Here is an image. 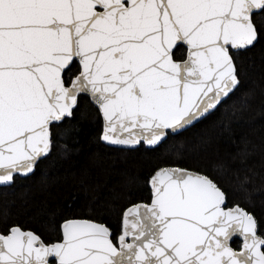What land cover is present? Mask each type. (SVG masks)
Here are the masks:
<instances>
[{"label":"snow or ice","instance_id":"snow-or-ice-1","mask_svg":"<svg viewBox=\"0 0 264 264\" xmlns=\"http://www.w3.org/2000/svg\"><path fill=\"white\" fill-rule=\"evenodd\" d=\"M257 49L264 0H0V187L46 175L88 120L150 158L146 195L115 212L70 195L48 236L0 211V264H264V215L194 131L228 127Z\"/></svg>","mask_w":264,"mask_h":264},{"label":"trees","instance_id":"trees-1","mask_svg":"<svg viewBox=\"0 0 264 264\" xmlns=\"http://www.w3.org/2000/svg\"><path fill=\"white\" fill-rule=\"evenodd\" d=\"M246 103H236L225 119L227 128L199 127L208 142L201 155L224 164L223 179L235 199L264 215V50L252 54L246 79ZM235 113L232 115V113ZM100 127L85 121L77 143L67 154L58 150L45 162L47 174L0 187V211L27 219L46 230L45 209H56L74 195L82 206L118 211L128 193L146 195L138 177L148 170L143 152L124 151L98 141ZM115 218V217H113Z\"/></svg>","mask_w":264,"mask_h":264}]
</instances>
